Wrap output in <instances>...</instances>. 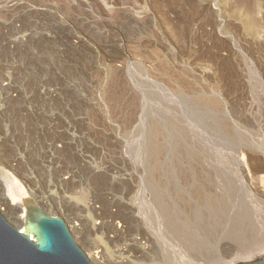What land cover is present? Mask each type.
Listing matches in <instances>:
<instances>
[{
    "label": "rangeland",
    "instance_id": "rangeland-1",
    "mask_svg": "<svg viewBox=\"0 0 264 264\" xmlns=\"http://www.w3.org/2000/svg\"><path fill=\"white\" fill-rule=\"evenodd\" d=\"M21 187L94 264L264 253V0H0L3 209Z\"/></svg>",
    "mask_w": 264,
    "mask_h": 264
},
{
    "label": "water",
    "instance_id": "water-1",
    "mask_svg": "<svg viewBox=\"0 0 264 264\" xmlns=\"http://www.w3.org/2000/svg\"><path fill=\"white\" fill-rule=\"evenodd\" d=\"M23 200L28 211L21 226L0 204V264H94L62 216L28 197ZM235 264H264V253Z\"/></svg>",
    "mask_w": 264,
    "mask_h": 264
},
{
    "label": "bare ground",
    "instance_id": "bare-ground-1",
    "mask_svg": "<svg viewBox=\"0 0 264 264\" xmlns=\"http://www.w3.org/2000/svg\"><path fill=\"white\" fill-rule=\"evenodd\" d=\"M29 194H32V193H27L24 190V188L21 187V194H12L10 198L6 197L3 203L4 212L10 215L11 219L19 226L23 225L24 221L27 218L28 207L24 204L23 198ZM38 204L41 206L40 202ZM74 228L79 230L80 226L78 224H74ZM90 254H91L92 259L95 260L98 264L102 263V258L98 252L94 251V252H91ZM233 260H234L233 264H235L238 261H241V260H235V259Z\"/></svg>",
    "mask_w": 264,
    "mask_h": 264
}]
</instances>
